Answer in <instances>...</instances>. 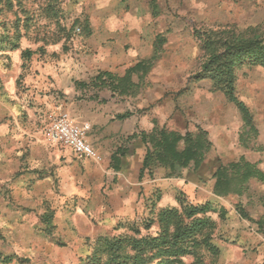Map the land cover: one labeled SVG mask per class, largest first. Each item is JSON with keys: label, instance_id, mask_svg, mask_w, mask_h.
Wrapping results in <instances>:
<instances>
[{"label": "rangeland", "instance_id": "374dc122", "mask_svg": "<svg viewBox=\"0 0 264 264\" xmlns=\"http://www.w3.org/2000/svg\"><path fill=\"white\" fill-rule=\"evenodd\" d=\"M124 1L11 0L9 7L7 0H1L0 94L4 96L1 74L12 68L14 61L20 58L22 63V72L16 79L17 89L21 91L25 87V71L33 63L54 64L66 56L76 55L74 47L82 41L83 33L90 30V25L98 27L102 20H108L110 26L118 25L121 10L125 12L129 7ZM166 3L168 14L161 18V29L154 31L163 34V60L148 72L137 73L130 88L132 96L118 99V105L121 109H136L138 117L143 119L142 128L138 126L135 130L137 136L140 133L158 136L161 130L180 136L186 132L195 135L199 127L207 132L211 147L198 169L181 171L188 180L198 183L196 187L167 194L154 189L144 208L134 216H124L107 237L128 239L155 235L157 225L146 231L144 222L156 219L163 208L179 209L175 200L178 197L194 205L211 202L226 211L223 220L216 213L207 215L214 223L210 239L218 249L217 255L200 249L195 256L181 257V263L177 264H264V181L248 180L242 194L222 197L214 194L212 177L220 166L235 164L241 158L264 175V69L246 64L236 68V95L249 110L250 123L242 120L240 112L221 92L211 88L210 81L196 77L209 53L204 48L208 38V43L213 41L215 46L226 38L263 35L264 0H166ZM174 5L176 10L171 9ZM105 10L108 12L104 13ZM24 51L30 57L24 58ZM5 53L10 55L4 58ZM48 79L52 81L50 76ZM94 93L98 91L78 92L71 99L75 103L87 102ZM139 140L136 137L124 141L129 148L136 149ZM231 148L234 153H227ZM238 151L244 155L239 156ZM158 169L163 168L152 165L149 175ZM229 172L236 174V181L238 168ZM54 212L33 208L23 196L4 186V180L0 182V258L15 256L6 264H92L90 256L99 237L87 238L86 247L81 250L73 249L75 256L68 247L40 237L43 230L49 229L43 219L48 217L51 223ZM24 222L34 226L31 230V226L25 225L30 232L34 230V236L24 233ZM117 226L120 228L115 230ZM132 228H139V235ZM50 232L52 236L54 231ZM18 236L23 240H17ZM55 236V242L64 243ZM121 253L132 255L129 249ZM100 260L99 264H107V255H101Z\"/></svg>", "mask_w": 264, "mask_h": 264}, {"label": "crops", "instance_id": "0c3cea01", "mask_svg": "<svg viewBox=\"0 0 264 264\" xmlns=\"http://www.w3.org/2000/svg\"><path fill=\"white\" fill-rule=\"evenodd\" d=\"M124 2L129 7L125 12L121 10L118 25L110 26L108 20H102L98 27L90 25L74 47L76 55L54 64L33 63L25 71L21 91L16 86L22 72L20 58L1 74L4 96L0 94V182L4 180V186L23 196L33 208L55 211L52 238L55 234L60 237L70 252L86 247L87 238L108 236L124 216H134L144 208L154 189H160L162 194L185 192L198 184L183 172L177 178H166L165 169H158L152 176L147 170L141 173L145 147L140 140L136 149L126 143L144 122L136 109H121L118 99H130L137 73L148 72L163 60V34L154 31L161 29V18L168 14V6L166 0ZM171 9L176 10V5ZM8 55L5 53L4 58ZM36 71L40 74L36 75ZM100 73L117 80L127 76L128 89L117 88L115 79L100 88L89 85ZM75 82L89 86L78 89ZM89 90L98 93L90 95L87 102L75 103L71 99ZM58 110L66 111L76 124L88 127L86 141L101 156V162L79 159L70 149L45 141L42 133L46 115ZM124 114L129 117L119 120ZM227 153H234V149ZM238 153L244 155L242 151ZM23 224L24 233L34 236V230L30 232L25 225L31 230L34 226ZM40 237L50 241L44 233ZM16 239L22 241L23 237Z\"/></svg>", "mask_w": 264, "mask_h": 264}, {"label": "trees", "instance_id": "16d2710c", "mask_svg": "<svg viewBox=\"0 0 264 264\" xmlns=\"http://www.w3.org/2000/svg\"><path fill=\"white\" fill-rule=\"evenodd\" d=\"M1 2V0H0ZM9 7L11 0H7ZM2 5H0V14ZM205 41V40H204ZM209 38L204 42V48L208 50V55L202 65V70L197 79L208 80L214 91H219L233 104L246 123L251 122V114L245 105L238 100L236 95L235 81L236 68L246 64L260 66L264 69V33L259 36L248 38L231 37L218 41L215 46ZM24 58L30 57L27 51L22 52ZM124 79L117 80L108 73L98 74L89 85L100 88L107 85L106 81L117 82V88L125 89L128 86ZM75 85L79 88L88 87L82 82ZM110 87L113 84H108ZM129 117L124 114L118 117L119 120ZM197 134L186 132L180 136L177 133H166L161 130L155 136L153 134H138L141 143L145 146V155L142 162L141 173L148 170L151 173V166L161 167L168 171L166 178L180 177L184 169L196 170L203 162L205 155L211 147L207 138V132L197 127ZM132 135L130 138H134ZM182 143V146H180ZM238 168L236 174L229 172L230 169ZM215 179L213 192L216 196L240 195L246 189V181L256 179L264 181V175L259 172L253 164H249L244 159H240L235 164L226 167L220 166L212 175ZM140 178V177H139ZM179 209L163 208L156 215V219L146 220L143 230H150L157 225L158 232L155 235H146L140 238L122 239L117 237H99L90 256L92 264L100 263V256L107 255V264H177L181 263L180 258L185 256H195L200 249L207 250L213 256L217 255L218 249L211 243L210 232L214 223L207 215L216 213L220 219H224L226 211L222 207H217L211 202L203 204H191L183 198H176ZM48 229L43 230L46 237L50 238L56 245L62 246L59 240H54L51 236V226L49 218L43 219ZM46 228V227H45ZM117 226L115 230L119 229ZM50 230V231H49ZM132 231L139 235V228H132ZM129 249L132 255L121 252ZM15 259L14 255L0 258V263H10Z\"/></svg>", "mask_w": 264, "mask_h": 264}, {"label": "built area", "instance_id": "2783aa9c", "mask_svg": "<svg viewBox=\"0 0 264 264\" xmlns=\"http://www.w3.org/2000/svg\"><path fill=\"white\" fill-rule=\"evenodd\" d=\"M86 125L76 124L66 111L49 114L43 129L46 142L70 149L77 158L101 162V156L86 141Z\"/></svg>", "mask_w": 264, "mask_h": 264}]
</instances>
